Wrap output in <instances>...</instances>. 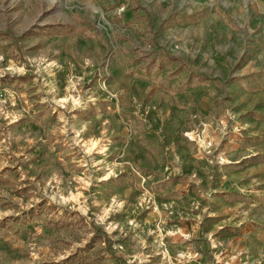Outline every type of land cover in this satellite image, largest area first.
I'll use <instances>...</instances> for the list:
<instances>
[{
  "label": "rangeland",
  "instance_id": "rangeland-1",
  "mask_svg": "<svg viewBox=\"0 0 264 264\" xmlns=\"http://www.w3.org/2000/svg\"><path fill=\"white\" fill-rule=\"evenodd\" d=\"M205 2L0 9V264H264V0Z\"/></svg>",
  "mask_w": 264,
  "mask_h": 264
},
{
  "label": "crops",
  "instance_id": "crops-1",
  "mask_svg": "<svg viewBox=\"0 0 264 264\" xmlns=\"http://www.w3.org/2000/svg\"><path fill=\"white\" fill-rule=\"evenodd\" d=\"M81 0H55L56 4H59V8L61 10H73V11H83V15H87L88 12L91 11V7L88 6H81L80 5ZM94 1V0H93ZM48 0H7V1H1L0 0V9L1 10H20L21 12L24 11H35V10H44L45 6L47 4ZM191 3L196 5V8L202 7L203 4H205V0H191ZM101 10V16L103 18L104 22L110 23V15L108 14L107 10L105 9V6L102 4H99V7ZM22 13L17 12L13 15V24H15L16 20L20 18ZM40 18L44 19V23H42V19H40V22L37 23L39 26H47L48 24L50 25H55L57 21H52L54 20L53 18L49 22L48 19L46 18L47 16L44 15L43 13H40L39 15ZM60 23L65 24H71V25H78V21L75 19V16H72V19L67 21H60ZM59 23V24H60Z\"/></svg>",
  "mask_w": 264,
  "mask_h": 264
},
{
  "label": "built area",
  "instance_id": "built-area-1",
  "mask_svg": "<svg viewBox=\"0 0 264 264\" xmlns=\"http://www.w3.org/2000/svg\"><path fill=\"white\" fill-rule=\"evenodd\" d=\"M122 9H124V7H122ZM210 144V143H209Z\"/></svg>",
  "mask_w": 264,
  "mask_h": 264
},
{
  "label": "trees",
  "instance_id": "trees-1",
  "mask_svg": "<svg viewBox=\"0 0 264 264\" xmlns=\"http://www.w3.org/2000/svg\"><path fill=\"white\" fill-rule=\"evenodd\" d=\"M108 241H109V239H107ZM109 243H110V241H109Z\"/></svg>",
  "mask_w": 264,
  "mask_h": 264
}]
</instances>
